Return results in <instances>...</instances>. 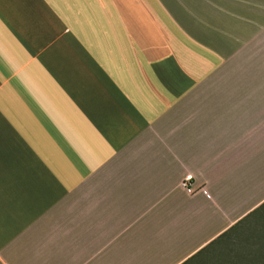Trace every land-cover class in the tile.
Segmentation results:
<instances>
[{
  "label": "crops",
  "instance_id": "crops-1",
  "mask_svg": "<svg viewBox=\"0 0 264 264\" xmlns=\"http://www.w3.org/2000/svg\"><path fill=\"white\" fill-rule=\"evenodd\" d=\"M262 203L264 0H0V264H182Z\"/></svg>",
  "mask_w": 264,
  "mask_h": 264
},
{
  "label": "trees",
  "instance_id": "trees-1",
  "mask_svg": "<svg viewBox=\"0 0 264 264\" xmlns=\"http://www.w3.org/2000/svg\"><path fill=\"white\" fill-rule=\"evenodd\" d=\"M194 262L196 264H264V203L182 264Z\"/></svg>",
  "mask_w": 264,
  "mask_h": 264
},
{
  "label": "built area",
  "instance_id": "built-area-1",
  "mask_svg": "<svg viewBox=\"0 0 264 264\" xmlns=\"http://www.w3.org/2000/svg\"><path fill=\"white\" fill-rule=\"evenodd\" d=\"M180 186H181L182 189H184L188 193H192L193 192V189L191 188L192 187L191 178H189V177H185L181 181Z\"/></svg>",
  "mask_w": 264,
  "mask_h": 264
},
{
  "label": "rangeland",
  "instance_id": "rangeland-1",
  "mask_svg": "<svg viewBox=\"0 0 264 264\" xmlns=\"http://www.w3.org/2000/svg\"><path fill=\"white\" fill-rule=\"evenodd\" d=\"M211 251H213V249H211ZM211 251H210V252H211ZM195 261H198V260H195ZM193 264H196V262H194Z\"/></svg>",
  "mask_w": 264,
  "mask_h": 264
}]
</instances>
